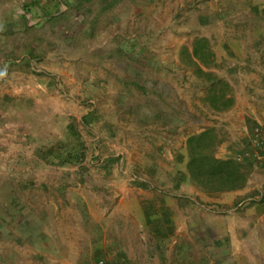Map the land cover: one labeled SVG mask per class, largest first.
Segmentation results:
<instances>
[{
  "label": "rangeland",
  "instance_id": "obj_1",
  "mask_svg": "<svg viewBox=\"0 0 264 264\" xmlns=\"http://www.w3.org/2000/svg\"><path fill=\"white\" fill-rule=\"evenodd\" d=\"M202 40L203 62L193 54ZM255 51L264 0H0V264L73 259L58 252L76 234L72 215L84 228L114 209L124 180L149 166L183 178L191 133L215 128L218 157L248 149L251 126L264 124L224 120L230 109L213 96L245 91L262 70ZM241 162L250 189L235 210L264 208V158ZM189 249L192 264L212 256Z\"/></svg>",
  "mask_w": 264,
  "mask_h": 264
},
{
  "label": "crops",
  "instance_id": "obj_2",
  "mask_svg": "<svg viewBox=\"0 0 264 264\" xmlns=\"http://www.w3.org/2000/svg\"><path fill=\"white\" fill-rule=\"evenodd\" d=\"M259 56L263 76L264 52L250 54V58ZM260 73L256 68L252 70L245 91H233L231 96L223 93L231 101L229 106L217 108L230 109L224 120H230L235 113L233 121L238 119L240 123L241 116H246L253 125L264 124V78ZM155 168L163 173L157 180ZM171 169L167 165L149 166L144 177L129 184L124 180L115 208L104 207L92 218L87 216L84 228L78 222L84 219L83 213L72 215L77 220L72 230L76 234L71 233L68 240H58V252H70L73 259H59L58 264H91L90 257L85 261L84 253L94 252L107 261H112L116 253L127 264H175L171 261L175 252L181 263L192 264L186 257L189 245L196 250L209 248L212 253L210 260L206 261L207 257L197 264H264V208L235 210L250 187L208 194L186 173L181 179L174 178L169 174ZM68 218L63 213L58 215V219ZM91 224L93 227L88 228ZM76 235L74 240L72 236Z\"/></svg>",
  "mask_w": 264,
  "mask_h": 264
},
{
  "label": "trees",
  "instance_id": "obj_3",
  "mask_svg": "<svg viewBox=\"0 0 264 264\" xmlns=\"http://www.w3.org/2000/svg\"><path fill=\"white\" fill-rule=\"evenodd\" d=\"M203 41V40H202ZM200 41V42H202ZM204 42V41H203ZM193 48L194 57L204 60L206 43ZM221 102V107L229 106L231 101L224 98L223 93L213 96ZM220 108V107H216ZM220 142L213 127L205 128L190 134L186 139L187 162L186 173L189 179L207 193H218L241 189L245 186L250 172L249 162H239L232 157L222 158L214 153Z\"/></svg>",
  "mask_w": 264,
  "mask_h": 264
},
{
  "label": "built area",
  "instance_id": "obj_4",
  "mask_svg": "<svg viewBox=\"0 0 264 264\" xmlns=\"http://www.w3.org/2000/svg\"><path fill=\"white\" fill-rule=\"evenodd\" d=\"M250 147L242 149L235 153L234 157L237 161L241 162L245 159L260 160L264 156V129L261 125H256L252 128L250 134ZM241 201L238 205H242ZM96 264H127L123 261H107L106 259H99Z\"/></svg>",
  "mask_w": 264,
  "mask_h": 264
}]
</instances>
